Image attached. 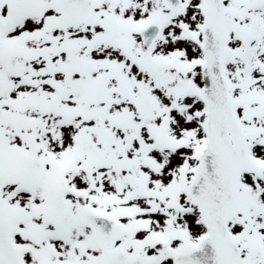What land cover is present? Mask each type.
Here are the masks:
<instances>
[{"label":"snow or ice","instance_id":"6c2138e0","mask_svg":"<svg viewBox=\"0 0 264 264\" xmlns=\"http://www.w3.org/2000/svg\"><path fill=\"white\" fill-rule=\"evenodd\" d=\"M0 264H264V0H0Z\"/></svg>","mask_w":264,"mask_h":264}]
</instances>
